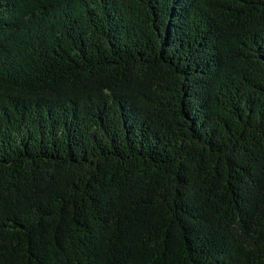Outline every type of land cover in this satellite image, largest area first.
Here are the masks:
<instances>
[{"label": "trees", "instance_id": "obj_1", "mask_svg": "<svg viewBox=\"0 0 264 264\" xmlns=\"http://www.w3.org/2000/svg\"><path fill=\"white\" fill-rule=\"evenodd\" d=\"M0 264H264V0H0Z\"/></svg>", "mask_w": 264, "mask_h": 264}]
</instances>
